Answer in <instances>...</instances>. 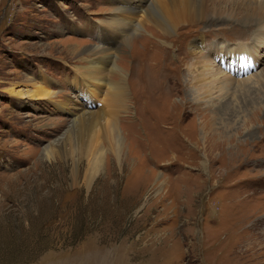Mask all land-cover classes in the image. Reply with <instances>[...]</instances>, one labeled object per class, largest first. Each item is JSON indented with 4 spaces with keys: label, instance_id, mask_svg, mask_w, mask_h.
I'll return each instance as SVG.
<instances>
[{
    "label": "rangeland",
    "instance_id": "rangeland-1",
    "mask_svg": "<svg viewBox=\"0 0 264 264\" xmlns=\"http://www.w3.org/2000/svg\"><path fill=\"white\" fill-rule=\"evenodd\" d=\"M116 1L0 0V264H264V166L254 167L264 161V116L238 113L223 132L217 108L227 101L238 111L240 102L221 91L222 79L197 93L187 69L196 43L209 69L262 83L264 36L245 20L264 0L237 1L245 11L208 0L165 35L146 15L152 2L138 9V0H119L128 31L98 38ZM88 48L113 53L127 92L115 116L121 153H106L91 182L87 161L102 144L113 147L102 139L104 120L83 131L78 164L77 154L44 153L91 104L73 69ZM250 56L251 72L227 69ZM145 74L153 77L146 87L137 84ZM44 89L57 94L53 102L31 96Z\"/></svg>",
    "mask_w": 264,
    "mask_h": 264
},
{
    "label": "bare ground",
    "instance_id": "bare-ground-1",
    "mask_svg": "<svg viewBox=\"0 0 264 264\" xmlns=\"http://www.w3.org/2000/svg\"><path fill=\"white\" fill-rule=\"evenodd\" d=\"M206 1L208 0H145V2H152L149 5L150 6L149 11L146 12V15L150 19L151 24L154 27H156L158 31L161 32L162 35H165V33L171 32L176 27L182 24H186L188 21H193L194 19L198 18L201 15L200 12L201 11L204 12L205 7H207ZM237 1H240V0H209L208 6L225 3V4H228L229 6L230 5L233 6V8H236V7H239ZM244 1L247 2V0H244ZM138 2H139L138 3L139 4L138 9H139L142 5V1L138 0ZM116 4L117 5H115L114 8H118V9L111 11L112 12L111 18L107 20H103L99 22V25H96V28L99 31L98 38L102 37L103 34L117 33L118 35H122V34L124 35L128 31L129 29L128 25L130 23L128 21L129 16H127L128 18L126 19L121 14L128 13L129 10H126V8H122V6H119L120 4L119 0L116 1ZM250 5L251 3L249 2L248 6ZM256 7L258 8L257 13L255 10L246 11L247 13H246L245 22L252 23V27L253 28L255 27L254 34L259 37L258 39H261L262 37L260 36H264V30L259 31L262 28L260 25L263 24L262 20L264 18V3L256 4ZM236 9H241V8H236ZM241 10H244V9H241ZM139 20L140 19H138L137 21ZM111 25L114 26L115 30L113 29L112 31L109 29ZM190 50L191 51L189 55L190 57L193 58L194 61L192 63L190 62L191 64L187 66V69L191 74H193V80H192L193 84L195 85L196 83H198V86L195 89L196 92L197 93L202 92L204 94L207 92H210L211 85H213L219 79H222L221 91L223 93H228L229 91H231L232 100L236 99L235 100L236 102L237 101L240 102L241 108L238 111L234 108L232 102H227V101L223 103L221 102L220 106L219 107L217 106L218 107L217 114H218V117L220 118V121L219 120L217 121L220 122L218 125L220 126V128L223 129V132L225 130H228L229 127L235 126L237 124L238 113L248 112V111L253 110L255 112L257 119L258 118L260 119L261 117L264 116V76L262 77L260 76L261 77L260 81L262 83H259V80H258L256 85L250 84L249 82H247L248 80H243V81L233 80L231 79L230 75L227 76L223 74L222 72L218 71L217 69L214 70L213 68L209 69L208 67H206V65L202 63V60L208 61V58H205L204 56H200V51H199L200 48L197 47L196 43L194 45L193 44L191 45ZM82 55H86V56L85 57L80 56L78 58V61H81V63L84 62L85 65L83 64L79 66L77 65L73 69L75 70L74 73L79 74L78 78L85 87L84 89H82V93L84 97L87 99V103L89 104L88 102L89 100L91 104H89L88 108L86 107H84L83 109L81 108L79 109L80 111L78 110L77 114H73L74 117L71 120L70 125L67 127L64 134L60 138V141L56 142L54 145H49L48 147H46L44 150V153L50 159L52 157H55V153L57 151L63 157L69 158L72 160L76 159L75 156L77 154L79 159L75 161V164H78L81 161L80 156L82 157L83 155V154L81 155L82 145H83L82 138L84 136L83 131L85 132L86 130H92L96 128L98 125H101V123H99L100 120H104L103 125L105 128V131H104V134L102 135V139L105 141V138H107L110 142H113V147L111 148L108 142L106 145L102 144L101 146L96 148L92 156V159L90 161H87V164L90 167V170L88 171L86 175H87V179L91 182L93 177H95V174H96L95 169L101 166L103 157L106 153L112 156L114 155L118 156L121 153L124 137L121 134L120 128L117 125L115 116L116 114H119L120 111L122 110L125 111L127 109V99H126L127 92H126V86L124 84L125 75L124 73H121L120 69L115 64L114 62L115 57L113 56V53L106 54L104 50H101L98 48H96L95 50L88 48L83 51ZM223 58H228V57L223 55ZM247 58H250V59H247ZM247 58L232 59V61L229 64H227V69L231 67L230 68L231 70L229 71L233 73L232 72L233 64H235L233 65V67L239 65L240 63L241 64L244 63V65L246 64L251 65L252 62L254 61V58L251 56ZM216 67L219 68V65H216ZM213 73H216L218 75L220 74V77H218V75L213 74ZM158 74H159V71H158ZM113 75H117L120 81L115 82L113 80L114 79ZM42 78L44 79V77ZM147 78L152 79L153 77L151 78V74H145L142 77L139 76L137 80V84L139 85L140 83H142V85L146 87L145 82H147L146 81ZM164 79L168 81L167 85H169L170 80H171L170 75L164 76ZM30 80H33V79H30ZM247 83L250 85H247ZM74 85L76 86V84ZM32 86H34V84H31V87ZM27 91H30V90H27ZM171 91H172V88L170 87V89L168 90V94H170ZM190 91L192 92V90ZM55 95L57 94H51L50 92H47L44 89V90H37L36 93L31 96L32 97L37 96L38 99H44V100L49 99V100H52L53 102ZM187 95L190 96L191 93L187 92ZM94 97H97L98 99L99 97H103V98H100V99H103L101 100L103 101L102 105H104L103 109L102 107L95 106L96 101ZM60 104H61L60 106L63 109L67 110V107L69 106L68 102H62ZM113 106H114V110L116 111L114 112L106 111V108H112ZM106 116L109 118H105ZM216 119L217 117L215 118V120ZM254 121H255V117L251 116L249 123L251 124ZM247 134L249 135V137L253 136L254 135L253 128L251 129V131L249 130ZM263 139L264 137H262V140ZM257 153L260 154L259 152ZM259 161L260 163L259 162L255 163L254 167L264 166V161H261V160ZM260 211L261 210H259V212Z\"/></svg>",
    "mask_w": 264,
    "mask_h": 264
}]
</instances>
